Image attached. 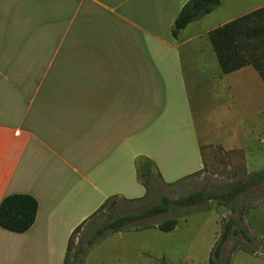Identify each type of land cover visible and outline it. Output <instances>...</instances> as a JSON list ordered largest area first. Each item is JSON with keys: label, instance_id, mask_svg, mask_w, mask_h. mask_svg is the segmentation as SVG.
<instances>
[{"label": "crops", "instance_id": "1", "mask_svg": "<svg viewBox=\"0 0 264 264\" xmlns=\"http://www.w3.org/2000/svg\"><path fill=\"white\" fill-rule=\"evenodd\" d=\"M187 1L0 0V202L38 203L26 231L0 227V264H64L90 215L143 197L149 174L172 183L199 171L206 147L264 168V81L252 65L222 72L209 38L264 0H220L174 37ZM179 229L106 233L81 264H209L221 224L180 250ZM246 230L256 244L228 264H264V202L247 210Z\"/></svg>", "mask_w": 264, "mask_h": 264}, {"label": "trees", "instance_id": "2", "mask_svg": "<svg viewBox=\"0 0 264 264\" xmlns=\"http://www.w3.org/2000/svg\"><path fill=\"white\" fill-rule=\"evenodd\" d=\"M219 4L220 0H188L182 6L174 20L172 35L176 37L180 30L187 24L210 13ZM209 38L222 72L228 73L244 65H252L264 81V6L212 29L209 32ZM195 173L196 172L188 176ZM141 180L146 187V194L143 197L135 199H121L127 202H140L147 199L150 196L151 191H153V194L156 195L153 176L149 174L141 178ZM180 180L176 182H179ZM176 182L166 183L163 181V183L167 186ZM263 183L264 168L252 172H248L244 168L242 169L241 177L237 176L233 180L225 182L210 193H205L202 190L195 191L176 199H171L167 195L157 196V200L153 201L151 206L146 207L139 212L114 214L113 209H109L107 211L106 220L101 225L96 227L92 234L88 235L77 244L76 249L72 254L70 264H81L87 249L109 232L132 228L141 229L152 225H157V227L162 231L167 232L172 230L177 221V219L173 216L166 217L159 223L151 225L141 224L140 221L145 218L154 217L161 213L169 212L175 207H190L207 202L208 200H215L220 204L229 207V209L233 212L235 211L237 199L245 200L248 194L253 193L256 186ZM118 200L119 199L115 197L110 199V201L114 203ZM37 209V200L30 194L13 193L6 195L0 202V227L10 231L24 232L34 223ZM245 209L248 208L243 206L238 219L233 216H229V218L221 224L220 234L210 252L209 264H219V262L222 261V258L226 256L224 243L231 234L241 237L247 241L252 240L245 227L240 224L243 216L242 214ZM84 221L73 230L72 235L69 238L64 264H68L69 261L68 259L72 247L73 234L84 223ZM135 225L137 227H134ZM234 226L237 227L235 228ZM237 241L230 248V253L237 248ZM228 257L229 256H226L227 264Z\"/></svg>", "mask_w": 264, "mask_h": 264}, {"label": "rangeland", "instance_id": "3", "mask_svg": "<svg viewBox=\"0 0 264 264\" xmlns=\"http://www.w3.org/2000/svg\"><path fill=\"white\" fill-rule=\"evenodd\" d=\"M203 166L195 174L188 176L179 182L173 183L167 186L156 175L153 176V182L155 187V194L150 192V196L140 202H127L119 199L117 202H113L114 205L109 208V202L100 208L94 215L88 218L73 234V242L69 255L68 264L72 259V254L76 249L77 244L88 235L92 234L94 229L101 225L107 218V211L113 209L114 214H124L129 212H139L142 209L152 205L153 201L157 200V196L167 195L171 199H176L181 196L187 195L195 191H204L210 193L216 190L225 182L233 180L235 177L242 175V169L247 167L244 161L243 153L239 150L224 151L218 147H206L203 149ZM261 168V167H259ZM259 168H254L255 171ZM264 202V183L254 188L252 194H248L246 199H237L235 205V211H231L229 207L220 204L215 200H208L198 205L190 207H175L169 212L158 214L154 217L145 218L140 221L141 224H156L164 220L166 217L173 216L177 219L180 229L176 231L172 240L174 241L178 250L185 244L183 239L189 240L191 237L196 238L199 233L211 234V231L217 229L220 224L224 223L229 216H233L238 219L239 213L242 211V207L252 208L254 206L261 205ZM249 206V207H248ZM243 211L242 224L246 229V210ZM193 225H205L208 230H188L189 226ZM134 227H137L136 225ZM194 227V226H193ZM235 228L237 226H234ZM195 228V227H194ZM162 231V230H160ZM166 232V231H162ZM142 240L144 239L142 235ZM195 235V236H193ZM171 240V239H170ZM239 240V241H237ZM237 241V247L249 249L253 248V243H248L247 240L231 234L224 243L225 255H230V248ZM203 238H198L197 243L202 244ZM139 245H142L140 241ZM144 243V247H145ZM85 255V254H84ZM226 256H224L226 258ZM107 262V261H106Z\"/></svg>", "mask_w": 264, "mask_h": 264}, {"label": "water", "instance_id": "4", "mask_svg": "<svg viewBox=\"0 0 264 264\" xmlns=\"http://www.w3.org/2000/svg\"><path fill=\"white\" fill-rule=\"evenodd\" d=\"M113 205H114V203L111 202L108 207L111 208Z\"/></svg>", "mask_w": 264, "mask_h": 264}]
</instances>
